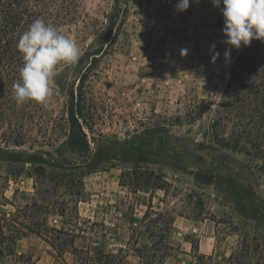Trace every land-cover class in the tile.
Segmentation results:
<instances>
[{"label": "rangeland", "instance_id": "rangeland-1", "mask_svg": "<svg viewBox=\"0 0 264 264\" xmlns=\"http://www.w3.org/2000/svg\"><path fill=\"white\" fill-rule=\"evenodd\" d=\"M126 1L118 39L86 84L96 115L93 131L86 130L92 154L80 167L86 176L79 218L53 211L43 214L41 224L75 230L77 245L96 244L105 256H121L122 264H137L135 248L163 236L173 248L169 264H187L197 254L204 256L203 264H264V180L258 161L213 142L206 133L209 118L194 125L183 119L194 100H217L238 52L233 48L225 61L220 8L212 0H190L184 12L176 9L178 0H119V7ZM84 3L105 23L116 0ZM121 18L122 13L113 20V34ZM212 45L220 53L215 63ZM32 148L0 141V230L8 244L0 264H72L71 254L60 258L28 231L35 222L25 210L35 198L34 180L18 174L24 162L10 153ZM65 159L82 162L75 154ZM135 168L165 176L166 189L134 192L123 186L122 174ZM199 170L214 172V182H197ZM58 195L50 205L60 207L65 196ZM148 206L173 217L172 223L141 226Z\"/></svg>", "mask_w": 264, "mask_h": 264}, {"label": "trees", "instance_id": "trees-1", "mask_svg": "<svg viewBox=\"0 0 264 264\" xmlns=\"http://www.w3.org/2000/svg\"><path fill=\"white\" fill-rule=\"evenodd\" d=\"M123 5L124 8L119 7L116 0L104 23L86 10L84 0H0V141L8 147H33L31 152L10 153L24 162L17 168L18 174H26L34 180L35 198L25 210L35 222L28 231L46 241L60 258L71 254L72 264H122L125 261L118 255L105 256L96 244L77 245L75 230L41 224L43 214L53 211L61 217L79 218L77 204L85 192L86 176L80 167L91 160L92 154L86 130L93 131L96 115L88 101L86 84L97 75L95 69L99 62L118 39L128 2ZM121 13V21L113 34V20ZM38 18L63 28L64 34L79 45L81 57L75 65L57 66L52 81L51 107L33 101L18 106L13 84L20 80L23 59L16 45L21 34ZM215 99H196L189 103L184 121L194 125L209 118L207 136L222 148L252 156L258 161L257 168L264 180V41L253 40L250 46L238 50L221 93ZM55 100L57 107L52 104ZM67 154L79 156L82 162H68ZM194 177L197 182L210 185L215 173L199 170ZM121 183L134 192L165 190L168 184L165 176L144 168L124 172ZM59 192L65 196L60 207L50 205L54 198L59 200ZM172 219L148 206L141 226L160 221L170 225ZM163 237L160 242L154 239L135 248L137 264H169L173 248ZM5 239L1 229L0 254L7 248ZM203 259L202 255H193L187 264H203Z\"/></svg>", "mask_w": 264, "mask_h": 264}, {"label": "clouds", "instance_id": "clouds-1", "mask_svg": "<svg viewBox=\"0 0 264 264\" xmlns=\"http://www.w3.org/2000/svg\"><path fill=\"white\" fill-rule=\"evenodd\" d=\"M224 17L222 29L228 47L224 52L226 62L231 60V50L250 46L253 40L264 41V0H212ZM221 3L223 7L221 8ZM190 0H178L176 9L187 11ZM22 55L23 66L19 69L20 80L13 84V96L18 106L33 101L51 107L54 95L52 81L58 65L78 63L81 49L77 42L64 34V29L43 19L34 20L24 31L16 45ZM212 45L211 62L220 56ZM182 55L187 50H182Z\"/></svg>", "mask_w": 264, "mask_h": 264}]
</instances>
